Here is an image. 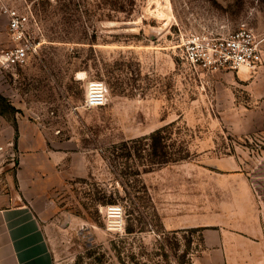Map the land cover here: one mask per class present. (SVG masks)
<instances>
[{
	"label": "rangeland",
	"instance_id": "374dc122",
	"mask_svg": "<svg viewBox=\"0 0 264 264\" xmlns=\"http://www.w3.org/2000/svg\"><path fill=\"white\" fill-rule=\"evenodd\" d=\"M2 3L28 12L40 45L0 70V123L14 143L17 120L36 127L37 154L64 157L39 196L53 264H192L225 175L264 201V0ZM242 23L260 40L255 72L189 70L186 36ZM10 46L0 14V50ZM90 81L104 85L101 107H84ZM162 127L179 160L148 165L144 137Z\"/></svg>",
	"mask_w": 264,
	"mask_h": 264
},
{
	"label": "crops",
	"instance_id": "0c3cea01",
	"mask_svg": "<svg viewBox=\"0 0 264 264\" xmlns=\"http://www.w3.org/2000/svg\"><path fill=\"white\" fill-rule=\"evenodd\" d=\"M15 125L14 143L8 124L0 123V135L17 155L16 167L0 183V264H53L39 220V196L41 180L61 167L64 157L37 154V128L20 120ZM79 161L81 169L85 162ZM225 178L214 185L218 196L211 213L198 221L201 248L192 264H264V201L241 173Z\"/></svg>",
	"mask_w": 264,
	"mask_h": 264
},
{
	"label": "built area",
	"instance_id": "2783aa9c",
	"mask_svg": "<svg viewBox=\"0 0 264 264\" xmlns=\"http://www.w3.org/2000/svg\"><path fill=\"white\" fill-rule=\"evenodd\" d=\"M0 14L6 18L11 46L0 50V70L21 66L37 53L39 41L29 32L30 17L26 10L0 4ZM182 56L189 70L196 75L215 72L253 73L261 65L260 40L252 27L242 23L228 35L192 33L182 41ZM106 102L103 83L90 81L86 86L84 107L97 108ZM17 155L13 143L0 135V183L5 174L16 167Z\"/></svg>",
	"mask_w": 264,
	"mask_h": 264
},
{
	"label": "trees",
	"instance_id": "16d2710c",
	"mask_svg": "<svg viewBox=\"0 0 264 264\" xmlns=\"http://www.w3.org/2000/svg\"><path fill=\"white\" fill-rule=\"evenodd\" d=\"M0 101H2V97L0 96ZM1 114L2 111H0ZM14 128L16 125H13ZM167 133L165 131V127L156 129L146 137L145 146L143 147L144 156H146V160L148 165L154 164H166L170 161H177L179 159L171 158L169 156V144H167ZM133 151H129L128 155H131ZM139 154L137 153V156ZM182 159V157H179Z\"/></svg>",
	"mask_w": 264,
	"mask_h": 264
}]
</instances>
